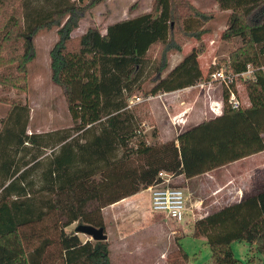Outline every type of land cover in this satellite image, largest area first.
Returning a JSON list of instances; mask_svg holds the SVG:
<instances>
[{
  "label": "trees",
  "instance_id": "trees-1",
  "mask_svg": "<svg viewBox=\"0 0 264 264\" xmlns=\"http://www.w3.org/2000/svg\"><path fill=\"white\" fill-rule=\"evenodd\" d=\"M101 1L19 0L20 17L11 14L0 30V50L7 42L19 45L9 62L17 79H24L36 55L33 38L42 29L57 28L49 51L51 79L62 88L79 135L62 131L49 145V157L42 158L48 144L41 134L27 132L24 104H12L0 120V264H111L107 240L83 241L65 228L74 222L104 228L102 209L157 183L160 171L187 180L264 151V0H216L220 10L231 11L222 37L242 42L225 67L237 73L254 66L252 78L239 79L248 104H225L221 114L173 139L153 142L140 134L138 113L127 101L145 92L142 79L158 45L163 51L154 60L153 84L145 93L181 90L203 78L194 48L162 75L167 52L181 49L175 36L200 40L212 13L187 0H154L150 11L111 23L105 33L88 27L72 38L88 7ZM8 2L0 0V9ZM5 80L0 72V84ZM132 154L137 166L128 164ZM50 214L53 234L43 226ZM191 234L206 237L210 264H242L233 255L234 241L255 243L264 258V186L196 218ZM180 251L187 263L188 255Z\"/></svg>",
  "mask_w": 264,
  "mask_h": 264
},
{
  "label": "rangeland",
  "instance_id": "rangeland-1",
  "mask_svg": "<svg viewBox=\"0 0 264 264\" xmlns=\"http://www.w3.org/2000/svg\"><path fill=\"white\" fill-rule=\"evenodd\" d=\"M38 1L41 2L42 0ZM187 1L202 12L212 13L213 18L206 25L209 29L208 32L200 40H196L195 38L187 39L178 34L175 36L174 44L180 45L181 49L180 51L171 50L167 52L168 69L163 73L162 77L167 76L168 72L193 48L199 50L198 65L203 78L207 77L209 71L221 67L228 70L225 66L229 63L230 54L242 45L239 38L224 39L222 37L223 32L229 27L231 11L220 10L216 0ZM153 2L154 0H102L88 7L84 16L79 20L78 27L72 31L71 36L72 38H77L88 27H96L103 33L105 27L111 23L150 11L153 7ZM34 3L43 4L36 1ZM18 6L19 0H9L5 9L1 7L0 30L11 14L15 15V17H20ZM191 26L197 27L198 25L192 22ZM56 31V27L42 29L33 38L36 55L26 65L24 79H17L19 77L18 71L14 68L15 65H10L12 63L9 62V57L19 52V45L7 42L0 50V72H5V81L7 82H5V86L0 84V120L7 115L12 104H24L29 110L27 132L41 134L42 141L48 144V147L43 151L42 158L49 157L52 151L49 145L56 141V138L62 131L68 130L72 136L77 135L75 130L77 121L73 120L67 109L63 90L51 79L50 57L49 52H47V45L52 47L56 42L50 41V35L58 38ZM48 42L50 43L48 44ZM162 51L163 48L158 45L153 47L150 52V61L142 79V88L145 92L153 84L150 81L152 66L155 58L160 60ZM242 80L237 81L236 90L242 106H245L248 104V99L244 92ZM145 92H136L128 99L127 103L129 104L131 100L134 101L136 96L145 98L148 95ZM220 98L221 94L216 84L209 88L196 87L186 91H173L161 98L135 102L129 109L133 108L137 111L140 120V134L145 136L147 142H153L156 139L162 141L164 139L170 140L175 138L178 133L177 130H183L191 126L194 121H202L214 117L215 115L210 111V104L213 101L220 100ZM182 112H185L183 115L184 123L180 124V127L175 128L171 117ZM132 141L134 142L135 139ZM57 149L58 146L54 148L55 151ZM122 153L120 151L119 155ZM45 161H42L40 168L44 166ZM128 164L137 166L139 159L132 154ZM217 176V174H214V177ZM222 179L224 177H218L217 181H223ZM210 180L209 177L207 179L197 177V179H194V182H187L182 177L174 178L171 185L182 188L187 196L186 205L188 209L181 223H175L164 218L163 215L153 212L150 208L149 192L142 190L140 196L145 198L143 204L151 217L148 223L151 227L150 229L146 228V231L143 233L136 231L137 235L134 238L125 235L129 231L124 232L122 238L118 237L116 222L112 215L114 207H112V204L104 207V233L107 235L110 248L111 264H210L211 250L207 244V239L203 236H192L193 223L196 218L204 215L206 211L212 212L218 207L238 201L237 197H232V195H237V186L242 187V185H247V181L245 180L236 181L230 183L224 189L223 192L225 194L220 192L214 196L207 197L215 187L214 181L211 182ZM197 181L201 182L203 186H197ZM192 184L195 187L191 188L190 186L189 189L192 194L189 195L188 191H185V187ZM196 186L198 189H196ZM262 186H264V173L257 175L254 181H250L247 192H252L254 189ZM228 191H232L230 192L231 194H228ZM195 193L198 195L195 196ZM195 197H202L204 202L209 205L208 208L201 210L198 207H191L190 204L195 202ZM122 206L126 205L122 204ZM54 220L53 214L44 219L43 226L47 233H54L51 228ZM134 220L138 225L137 220ZM132 222L134 221H132L130 215L125 220L120 221V223L124 224V227ZM145 223L140 226L141 229H144ZM77 225L78 223L74 222L67 226L65 231L73 233L76 231ZM77 234L83 241L92 240L89 236L82 233ZM180 248L188 255L187 263L183 260ZM231 248L234 257L240 260L242 264H247L250 259H252L250 264H264L263 255L256 250L255 243L234 241L231 244ZM52 251L56 255V247L53 246Z\"/></svg>",
  "mask_w": 264,
  "mask_h": 264
},
{
  "label": "built area",
  "instance_id": "built-area-1",
  "mask_svg": "<svg viewBox=\"0 0 264 264\" xmlns=\"http://www.w3.org/2000/svg\"><path fill=\"white\" fill-rule=\"evenodd\" d=\"M254 66L248 64L243 72H232L221 67L215 69L207 74V77L202 78L196 84L181 89L182 91L194 89L196 87H211L216 85L220 91V100L213 101L210 104V111L215 115L223 112L224 105L231 108H238L242 106L239 94L237 93L236 86L239 79H249L253 77ZM227 91V97L224 99L223 92ZM170 92H158L156 94H148L145 98L136 96L134 101H129L128 108L135 102L147 101L154 98H161L168 95ZM182 112L178 115L171 117L172 124L175 128L184 123ZM181 130H177L179 133ZM175 175L170 172L160 171L158 173V182L147 187L150 195V208L153 212L163 215L164 218L171 220L175 223L183 222L185 212L187 210V196L184 190L180 187L171 185Z\"/></svg>",
  "mask_w": 264,
  "mask_h": 264
},
{
  "label": "crops",
  "instance_id": "crops-1",
  "mask_svg": "<svg viewBox=\"0 0 264 264\" xmlns=\"http://www.w3.org/2000/svg\"><path fill=\"white\" fill-rule=\"evenodd\" d=\"M106 27H105V30L103 33H105V31H106ZM56 40H57V38L55 36L50 35V41L54 42ZM49 43L50 42H48V44ZM35 45H36V41H35ZM50 48L51 47L49 45H47V52H49ZM199 122L200 121H194L192 125H195ZM167 140L168 139H164L162 141H167ZM262 173H264V151L253 154V155L248 156L246 158H243L241 160L229 163V164L224 165V166L217 168L215 170L208 171L205 174L197 176V177H202V179H207L209 177L211 179L210 180L211 182L214 181L213 184H215V187L213 188V190L211 191V193L207 197H211V196H214L220 192H223L224 189L226 187H228V185L230 183L240 181V180L247 181V185H245V186L242 185V187L237 186V190L235 189L236 194H237L236 196L232 195V197H237L239 200L240 198H242V196L244 194L248 193L247 192L249 189L248 184L250 183V181H254L256 176L259 174H262ZM214 174H217L218 176L214 177ZM221 176L224 177V179H222L223 181H217L218 177L221 178ZM197 177L187 179V182L188 181L194 182V179L195 178L197 179ZM196 185L199 187L203 186V184L201 182L199 183V181L196 182ZM190 186L192 188L194 185L192 184V185H188L185 187V191H188L187 193L189 195L192 194L190 192V189H189ZM197 186H196V189H198ZM141 192L142 191H139L136 194L128 196V197L112 204V207L115 208V209L114 208L112 209L113 210L112 215H113V218L115 219V222H116V226H117L116 229H117V231H118L117 233L119 235L118 237H120V238H122L124 235V232H127V231H129V232L125 233V235H127L129 237L131 236L132 238H134V237H136V235H137L136 233L138 231L143 233L146 231V228L150 229V227H151V225H148L151 217L147 213V210L144 207L143 203H144L145 198L143 196H140ZM230 192H232V191H228V194H231ZM223 193L225 194V192H223ZM194 195L197 196L198 194L195 193ZM229 197H231V196H229ZM195 198H196L195 202L190 204L191 207H196V208L198 207L201 210L208 208L209 205L204 202V199L202 197H195ZM122 204L126 205V206H122ZM206 213H208V212L206 211ZM103 215H104V219H103V221H104L105 220V208L103 209ZM129 215L131 216V219L134 222H132L131 224L124 227V224L120 223V221L125 220V218L128 217ZM134 219L137 220L138 225ZM143 223H145L144 229L143 228L141 229L140 226H142ZM104 224H105V222H104ZM121 227H123V228H121ZM132 231H133V233H132Z\"/></svg>",
  "mask_w": 264,
  "mask_h": 264
},
{
  "label": "water",
  "instance_id": "water-1",
  "mask_svg": "<svg viewBox=\"0 0 264 264\" xmlns=\"http://www.w3.org/2000/svg\"><path fill=\"white\" fill-rule=\"evenodd\" d=\"M75 233H82L86 236H89L92 240L105 241L107 240V235L104 233L103 227H95L90 224H78L76 227Z\"/></svg>",
  "mask_w": 264,
  "mask_h": 264
}]
</instances>
